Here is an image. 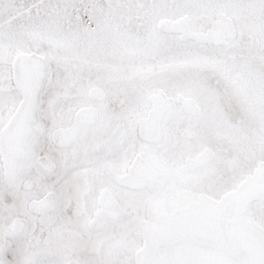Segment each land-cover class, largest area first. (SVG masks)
Returning a JSON list of instances; mask_svg holds the SVG:
<instances>
[{
    "label": "snow or ice",
    "instance_id": "1",
    "mask_svg": "<svg viewBox=\"0 0 264 264\" xmlns=\"http://www.w3.org/2000/svg\"><path fill=\"white\" fill-rule=\"evenodd\" d=\"M0 264H264V0H0Z\"/></svg>",
    "mask_w": 264,
    "mask_h": 264
}]
</instances>
